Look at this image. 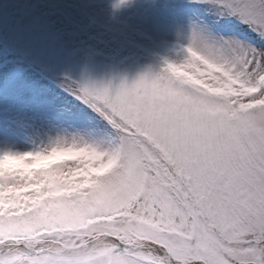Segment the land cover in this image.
<instances>
[{
	"label": "snow or ice",
	"instance_id": "obj_1",
	"mask_svg": "<svg viewBox=\"0 0 264 264\" xmlns=\"http://www.w3.org/2000/svg\"><path fill=\"white\" fill-rule=\"evenodd\" d=\"M41 4L88 27L82 0ZM139 7L118 26L134 75H50L71 101L0 105V264H264V0Z\"/></svg>",
	"mask_w": 264,
	"mask_h": 264
},
{
	"label": "rangeland",
	"instance_id": "obj_2",
	"mask_svg": "<svg viewBox=\"0 0 264 264\" xmlns=\"http://www.w3.org/2000/svg\"><path fill=\"white\" fill-rule=\"evenodd\" d=\"M87 9H73V15L88 27L73 26L60 31L59 25L52 27L49 20H61L55 9L42 6L41 0H0V27L10 40L22 49H33L38 60L51 64L56 73H70L79 77L85 68L96 77H105L115 68L127 72L129 77L139 69L124 60L126 52L120 51L118 26L120 21L129 20L143 11L142 0H134V5L118 12V20L112 17L113 0H82ZM85 11L87 16L85 15ZM94 23L89 24L88 18ZM43 31L46 43L43 48L34 43V37ZM22 35H19V33ZM80 49L76 53V49ZM17 55L5 56L0 50V84L10 71L17 66ZM123 61V62H121ZM60 95L71 101V97L61 95L58 90L37 76L32 68H27L23 80L10 94L0 97V105L12 106L29 112L43 113L53 95Z\"/></svg>",
	"mask_w": 264,
	"mask_h": 264
}]
</instances>
